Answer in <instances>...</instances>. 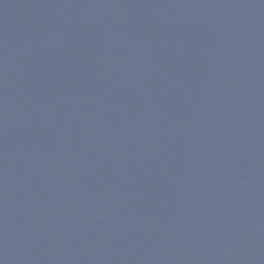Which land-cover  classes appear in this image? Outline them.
Instances as JSON below:
<instances>
[{
  "label": "water",
  "instance_id": "1",
  "mask_svg": "<svg viewBox=\"0 0 264 264\" xmlns=\"http://www.w3.org/2000/svg\"><path fill=\"white\" fill-rule=\"evenodd\" d=\"M0 264H264V0H0Z\"/></svg>",
  "mask_w": 264,
  "mask_h": 264
}]
</instances>
